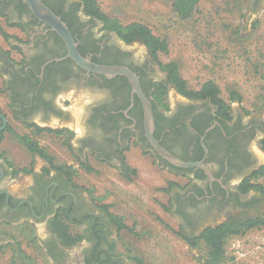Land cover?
<instances>
[{"label":"flooded vegetation","instance_id":"af4514ba","mask_svg":"<svg viewBox=\"0 0 264 264\" xmlns=\"http://www.w3.org/2000/svg\"><path fill=\"white\" fill-rule=\"evenodd\" d=\"M42 1L66 22L81 55L100 65L126 67L137 76L140 90L152 106L155 138L185 161H204L212 176L197 178L201 167H180L186 171L177 172L171 166L173 163L155 151L146 136V101L129 76H107L78 65L68 56L61 35L40 20L24 0H0V16L24 34L15 35L18 39L2 36L11 52L0 49V96L4 99L0 101L4 102L0 103V224L39 222L51 235L47 244L57 264H125L113 254L118 226L110 218L111 210L101 206L106 203L94 200V194L78 187L68 175L35 169L29 184H20L17 191L10 189L17 168L3 147L6 132L44 138L54 134L56 140L63 138L56 151L77 160V164L73 160L56 164L76 169L93 157L114 166L127 180V152L139 147L144 156L152 157L163 170L188 179L182 186L170 187V181L167 182L165 188L169 189L164 192L168 204L163 205L165 211L178 218V230L186 234L188 230H197L194 234L198 235L205 227L229 218L264 214L262 193L240 191V184L264 165L253 148L254 140L259 144L264 139V118L244 119L231 106L232 117L228 119L210 98L183 95L171 83H167L162 94L158 86L168 81L169 72L162 65L166 62L156 60L141 39L126 42L117 31L107 27L106 21L89 14L80 0ZM169 1L175 10V0ZM246 6L249 13L256 12L264 7V0H246ZM13 51L20 57L16 58ZM171 89L180 95L174 101L170 98ZM75 112L82 119L80 131L72 126L77 121ZM13 121L26 132H18ZM39 128L45 130L39 133ZM223 214L231 217L207 224L209 219ZM57 215L70 226L71 232L83 234L78 243L71 247L62 243L50 227ZM77 245L80 249L74 255L67 252Z\"/></svg>","mask_w":264,"mask_h":264},{"label":"rangeland","instance_id":"374dc122","mask_svg":"<svg viewBox=\"0 0 264 264\" xmlns=\"http://www.w3.org/2000/svg\"><path fill=\"white\" fill-rule=\"evenodd\" d=\"M98 1L109 17L125 25L135 21L145 23L156 35L168 40V51L161 52L159 57L163 62L178 63L180 74L187 80L189 88L199 90L204 82L214 80L221 89V96L244 119L264 118V7L249 13L246 0H201L193 14L183 19L169 0ZM0 26L12 35L24 36L18 29L7 25L1 16ZM0 48L11 52L1 33ZM12 54L20 57L15 51ZM231 90L241 93L242 102L230 101ZM178 97L177 91L171 89V100ZM3 100L0 96V101ZM73 105L78 108L77 103ZM77 114L75 112L77 121L72 126L80 131L83 123ZM13 124L18 132H26L16 121ZM4 137L7 157L17 169H41L44 161L20 144L14 134L6 132ZM46 137L32 134L35 141L47 146L56 163L73 160L77 164L70 154L56 151L63 138L56 140L54 134ZM253 148L263 163L264 139L259 144L254 140ZM60 151L64 152L62 148ZM127 158L138 172L130 180L123 178L114 166L93 157L86 159L92 170L77 166L74 176L78 187L92 189L96 196L106 194L100 202L109 204L111 212L122 216L132 227V231H115L113 252L125 264H137L134 256L143 258L145 264H204L199 259L201 252L175 233L180 226L178 218L163 208L168 204V195L163 189L167 182L173 180L182 186L188 179L163 170L152 157L144 156L139 147L128 151ZM29 181L27 173L20 171L11 181L10 189L17 191L20 184H29ZM258 181L264 186V177ZM229 217V214H223L217 219H209L207 224ZM2 229L7 236L2 242L6 250L0 251V264H10L13 258L17 264H57L47 244L51 235L39 222L6 224ZM187 233L192 235L198 231L188 230ZM79 246L67 252L72 254L80 249ZM226 250L228 260L224 264H264V227L230 237Z\"/></svg>","mask_w":264,"mask_h":264},{"label":"trees","instance_id":"16d2710c","mask_svg":"<svg viewBox=\"0 0 264 264\" xmlns=\"http://www.w3.org/2000/svg\"><path fill=\"white\" fill-rule=\"evenodd\" d=\"M84 3L86 11L91 15H96L99 18L106 21L107 27L112 30L118 32V34L126 41L132 42L136 39H141L143 43L149 48L152 52L153 56L156 60H160V53H166L169 49L168 40L165 38H161L156 35L153 30L145 23L142 22H131L129 24H122L117 19L109 17L105 14L98 0H80ZM199 0H175V12L179 17L186 19L189 18L193 12L196 10ZM0 33L6 39L15 38L18 39L15 35L8 33L2 26H0ZM16 49H20L18 46H13ZM1 49V48H0ZM163 68L168 70V81L165 83L159 84L158 88L161 89L162 94H164L167 90V83L173 84L177 90L186 96L195 97V98H210L211 101L218 105L221 109V112L224 116L230 119L231 116V104L226 99L221 96V89L219 85L214 80H207L203 83L199 90H193L189 88L187 80L180 74L179 65L176 61H169L163 64ZM243 97L240 92L237 90L230 91V101L234 102H242ZM45 130L43 128H39L37 132H41ZM49 131H54L53 129H49ZM59 133H62V130H58ZM18 139L23 142L28 149L35 155H38L42 159H44L48 166L44 168L46 174H49L52 170H57L62 174H66L70 177L72 181H74V176L76 175V169H71L66 164H56L55 158L52 154H50L46 148L41 147L38 141H35L30 135H20L15 133ZM11 165V163H9ZM173 169L177 172L186 171L183 168H180L176 165H171ZM82 167L87 170H92V167L85 162H82ZM126 176L131 178V175L137 174V169L131 167L130 165L126 166ZM32 172V168H23V169H14V175L18 172ZM197 178L206 177V173L204 170H198L196 173ZM264 177V165L259 169L254 171L250 176H248L241 184L240 191L242 193H248L251 190L258 191L264 195V186L258 180ZM171 186H178L174 181L169 182ZM91 194H94L92 189L86 188ZM164 190H168V188H163ZM94 200L102 201L104 200V196H95ZM104 206L106 210L109 209V204L101 205ZM166 209H169L168 206H165ZM111 220L118 226V231L123 229H130L132 231V227L126 224L124 218L118 214L113 212L109 213ZM50 227L54 228V230L58 233L62 243L67 247H71L78 243L82 238L83 234L73 233L70 231V226L57 215L54 219H52L50 223ZM264 227V214H260L257 216H253L250 218L244 219H235L229 218L227 221L221 222L217 225L207 226L203 229L201 233L198 235H188L183 230H175V233L182 237L191 247L198 249L201 252L200 260L203 261L204 264H224L228 260V254L226 250V244L230 237L238 236L241 234H245L247 231L253 228H261ZM115 243V242H114ZM115 248V244H113V249ZM1 249V247H0ZM114 254V252H113ZM134 260L137 264H145L143 258L139 256H134ZM10 264H17L16 259L13 258Z\"/></svg>","mask_w":264,"mask_h":264},{"label":"water","instance_id":"95a60500","mask_svg":"<svg viewBox=\"0 0 264 264\" xmlns=\"http://www.w3.org/2000/svg\"><path fill=\"white\" fill-rule=\"evenodd\" d=\"M32 12L42 21L48 23L55 31H57L63 40L65 41L67 48H68V56L72 58L78 65L100 73L107 76H113L118 73L126 74L131 78L134 83L135 89L139 92L142 98L146 101L145 102V111H146V136L152 146L154 147L155 151L168 160L169 162L177 165L179 167H201L208 176H212V172L210 168L205 164L204 161L198 162H188L185 161L178 156L174 155L166 148H164L159 141L154 136V117H153V110L150 102H147L146 98L142 94L139 86V81L137 76L128 68L121 67V66H106L94 63L89 58H85L81 53L78 51L77 43L67 26L66 22L56 14L49 6H47L42 0H24Z\"/></svg>","mask_w":264,"mask_h":264},{"label":"crops","instance_id":"0c3cea01","mask_svg":"<svg viewBox=\"0 0 264 264\" xmlns=\"http://www.w3.org/2000/svg\"><path fill=\"white\" fill-rule=\"evenodd\" d=\"M30 151V150H29ZM31 152V151H30ZM32 153V152H31ZM33 154V153H32ZM35 155V154H34ZM41 158V157H40ZM42 159V158H41ZM43 161H44V163H43V165H42V167H41V169L40 170H44V168H46L47 166H48V163L44 160V159H42ZM39 170V171H40ZM24 173V172H23ZM32 173V172H31ZM31 173L29 174V173H27L28 174V176H29V178H30V181H29V183L31 182V180H32V175H31ZM170 181H173V180H170ZM2 227H3V225L2 224H0V247H1V249H0V251L1 250H6L5 248V245H3V243L6 241V238H5V235L6 234H4V230L2 229ZM7 236V235H6ZM3 242V243H2ZM72 255H74V253H72ZM73 264H75V263H73Z\"/></svg>","mask_w":264,"mask_h":264}]
</instances>
